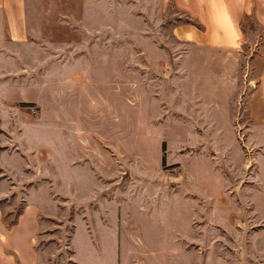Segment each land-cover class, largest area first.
I'll use <instances>...</instances> for the list:
<instances>
[{"label": "rangeland", "instance_id": "1", "mask_svg": "<svg viewBox=\"0 0 264 264\" xmlns=\"http://www.w3.org/2000/svg\"><path fill=\"white\" fill-rule=\"evenodd\" d=\"M32 1L27 56H0V198L49 208L39 264H121V229L128 264L162 240L152 264H264L253 18L216 48L157 0Z\"/></svg>", "mask_w": 264, "mask_h": 264}, {"label": "crops", "instance_id": "2", "mask_svg": "<svg viewBox=\"0 0 264 264\" xmlns=\"http://www.w3.org/2000/svg\"><path fill=\"white\" fill-rule=\"evenodd\" d=\"M33 2L32 0H0V47L5 50L0 52V56H6L5 59L1 58V66L5 63L7 70L13 71L9 60L14 61L16 57L27 56L24 50L29 46L30 38L37 35L36 30L31 27L30 20L32 8L36 7V2L35 6L32 5ZM157 3L162 9L171 6L188 16L196 25L202 26L207 44L216 48L228 47L241 41L244 38L241 28L243 19L245 16L252 17L261 32V44L258 49L260 56L255 61L261 64L258 91L260 104L264 110V0H157ZM92 16L96 17L93 11ZM95 25L100 24L95 23ZM19 71L24 72L25 69L20 68ZM91 71L90 69L89 76H92ZM5 81L9 82V79ZM48 213L49 208L47 214L44 215L41 203L28 200L17 224L10 230L4 227L0 213V264H39V255L36 253L38 235L43 230L42 219L45 217L48 219ZM136 238L135 242L143 243L139 237ZM113 241L110 243L113 244L111 248L116 251V257L119 255L120 258L121 255L120 263L128 264L129 257L126 249L136 247V245L128 238L127 231L121 229ZM164 243L165 240H162L158 245L156 241L155 247L151 246L149 249L141 247L140 249L144 250V254L141 255L142 259L146 258L148 263L152 264L157 259L156 255H150L153 252L149 255L145 252L153 248L165 247Z\"/></svg>", "mask_w": 264, "mask_h": 264}, {"label": "trees", "instance_id": "3", "mask_svg": "<svg viewBox=\"0 0 264 264\" xmlns=\"http://www.w3.org/2000/svg\"><path fill=\"white\" fill-rule=\"evenodd\" d=\"M8 202V198H0V213H1V221L4 227L7 230H10L13 226H15L18 222V218L22 214L24 204L18 206L13 210H5L6 207L4 205ZM40 234L38 235L39 239ZM36 253H38V249H36Z\"/></svg>", "mask_w": 264, "mask_h": 264}]
</instances>
